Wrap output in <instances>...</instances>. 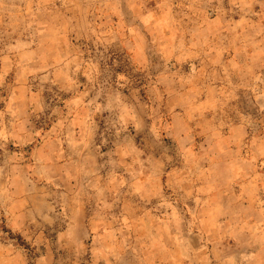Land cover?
Returning a JSON list of instances; mask_svg holds the SVG:
<instances>
[{
	"label": "rangeland",
	"instance_id": "374dc122",
	"mask_svg": "<svg viewBox=\"0 0 264 264\" xmlns=\"http://www.w3.org/2000/svg\"><path fill=\"white\" fill-rule=\"evenodd\" d=\"M0 243L264 264V0H0Z\"/></svg>",
	"mask_w": 264,
	"mask_h": 264
},
{
	"label": "crops",
	"instance_id": "0c3cea01",
	"mask_svg": "<svg viewBox=\"0 0 264 264\" xmlns=\"http://www.w3.org/2000/svg\"><path fill=\"white\" fill-rule=\"evenodd\" d=\"M29 197V196H27ZM16 202H20V199H12L11 201H9L8 203H10V205L8 204V208H10V210L7 212V221L9 222L8 225L11 227L12 230H20L23 225H18L19 223V219L23 218L22 214L20 213L21 210L16 209L15 208H19L17 207L18 205L16 204ZM49 214V213H48ZM9 247L11 248V246L9 245ZM8 247V248H9ZM3 244L0 243V254L3 251ZM0 264H12V258L7 257L6 259L1 258L0 257Z\"/></svg>",
	"mask_w": 264,
	"mask_h": 264
}]
</instances>
